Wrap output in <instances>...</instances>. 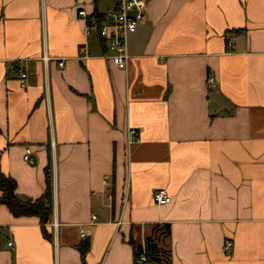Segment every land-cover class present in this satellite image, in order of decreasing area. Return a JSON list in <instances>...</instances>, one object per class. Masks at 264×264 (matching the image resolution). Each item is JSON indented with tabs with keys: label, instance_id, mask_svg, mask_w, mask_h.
<instances>
[{
	"label": "crops",
	"instance_id": "0c3cea01",
	"mask_svg": "<svg viewBox=\"0 0 264 264\" xmlns=\"http://www.w3.org/2000/svg\"><path fill=\"white\" fill-rule=\"evenodd\" d=\"M80 10L110 9L0 0V169L22 198L53 181V240L1 205L0 264H135L164 224L171 264H264V0H151L126 70Z\"/></svg>",
	"mask_w": 264,
	"mask_h": 264
},
{
	"label": "built area",
	"instance_id": "2783aa9c",
	"mask_svg": "<svg viewBox=\"0 0 264 264\" xmlns=\"http://www.w3.org/2000/svg\"><path fill=\"white\" fill-rule=\"evenodd\" d=\"M151 0H117L115 6L104 13L102 19H98L94 15H89L86 10H80L79 16L86 22V34L91 36L96 34L99 36L107 46L108 57L113 64L119 69L126 70L129 65L130 56L127 49V38L130 34L135 33L141 23L146 19V6ZM233 45V36L227 40V46L231 48ZM59 67H64V61L59 62ZM27 74L21 73L20 83L22 87L26 86ZM207 82L210 86H215V79L209 76ZM132 138L136 137V131H130ZM135 140H131L130 143ZM34 151L32 147L25 148L24 160L29 164H34ZM154 201L158 205H167L171 202V197L165 190H157L153 195ZM96 220L97 216H93ZM89 232L81 231L82 237H87ZM12 246V242L9 243ZM142 254L140 261L142 263L148 262L146 237L142 236L141 240ZM233 250V242L227 239L223 246V251L226 254Z\"/></svg>",
	"mask_w": 264,
	"mask_h": 264
},
{
	"label": "trees",
	"instance_id": "16d2710c",
	"mask_svg": "<svg viewBox=\"0 0 264 264\" xmlns=\"http://www.w3.org/2000/svg\"><path fill=\"white\" fill-rule=\"evenodd\" d=\"M93 15L96 16L99 20L104 17V13H100L98 10H96ZM45 174L46 189L44 194L37 199H28L22 198L18 195L16 180L2 172L0 169V206H6L15 217H38L41 223V228L44 237L48 240H53V234L49 232L47 228V225L52 221L53 217V181L51 164L47 166ZM170 234L171 227L169 224L152 226L150 233L146 236V247L148 256L147 263H142L140 261V256L142 254L141 241H138L134 236H131L129 242L134 248L135 264H160L161 249L159 243L162 242L164 238L168 239L170 237ZM89 247L90 244L88 241L79 245V250L83 262L86 261V256ZM168 256V264H171L170 250Z\"/></svg>",
	"mask_w": 264,
	"mask_h": 264
},
{
	"label": "rangeland",
	"instance_id": "374dc122",
	"mask_svg": "<svg viewBox=\"0 0 264 264\" xmlns=\"http://www.w3.org/2000/svg\"><path fill=\"white\" fill-rule=\"evenodd\" d=\"M105 9H112L115 6V3L117 0H103ZM160 249H161V261L160 264H168L169 261V244L168 239L164 238L162 242L159 243Z\"/></svg>",
	"mask_w": 264,
	"mask_h": 264
}]
</instances>
